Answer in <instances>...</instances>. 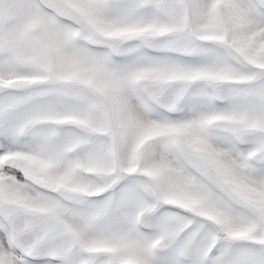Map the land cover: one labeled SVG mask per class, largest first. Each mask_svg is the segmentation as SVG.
Returning <instances> with one entry per match:
<instances>
[{
	"label": "snow or ice",
	"instance_id": "snow-or-ice-1",
	"mask_svg": "<svg viewBox=\"0 0 264 264\" xmlns=\"http://www.w3.org/2000/svg\"><path fill=\"white\" fill-rule=\"evenodd\" d=\"M0 264H264V0H0Z\"/></svg>",
	"mask_w": 264,
	"mask_h": 264
}]
</instances>
